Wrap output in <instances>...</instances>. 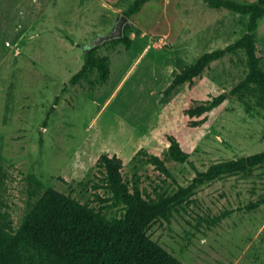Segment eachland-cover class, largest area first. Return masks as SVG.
<instances>
[{
  "label": "rangeland",
  "instance_id": "obj_1",
  "mask_svg": "<svg viewBox=\"0 0 264 264\" xmlns=\"http://www.w3.org/2000/svg\"><path fill=\"white\" fill-rule=\"evenodd\" d=\"M130 2L0 0V153L10 175L6 199L15 225L31 201L28 176L81 202L110 204L94 198L95 164L104 152L119 153L130 185L138 178L144 194L155 197L195 175L187 161L167 154V134L179 140L199 170L264 149V111L256 87L229 95L200 125H189L184 113L193 99L228 91L244 77L242 51L211 62L192 86L180 84L163 96L180 68L176 59L182 67L235 41L247 29L248 14L204 0H150L127 24L130 48L122 42L97 44L98 53L110 59L106 82L70 83L86 49L113 29ZM258 22L257 54L264 67V17ZM96 76L94 71L89 79ZM137 145L163 158L172 176L144 154L133 158L140 147L132 155L129 148ZM263 187L264 164L205 182L193 202L174 211L170 221H154L148 233L186 264H264V203L244 208ZM225 209L231 212L220 223L208 225L207 215ZM122 211V204L104 208L108 216Z\"/></svg>",
  "mask_w": 264,
  "mask_h": 264
},
{
  "label": "trees",
  "instance_id": "obj_2",
  "mask_svg": "<svg viewBox=\"0 0 264 264\" xmlns=\"http://www.w3.org/2000/svg\"><path fill=\"white\" fill-rule=\"evenodd\" d=\"M150 0H131L124 14L129 18L139 12ZM209 6L226 8L248 14L247 29L235 41L201 53L193 62L181 67L182 60L176 59L180 67L174 71L170 82L163 90L168 96L177 86L188 83L192 86L195 77L202 76L211 62L224 55L242 51L247 67L246 74L228 91H222L207 99H193L185 108L189 117L188 124H202L206 113L220 105L229 95H242L252 87L258 91L257 104L264 111V67L261 56L257 54L255 29L258 20L264 15V0H204ZM130 25L125 26L124 34L114 38L112 43L122 42L130 48ZM106 42V41H104ZM99 45L89 46L84 53V61L70 77V83L76 84L87 79L91 84L106 82L110 75L108 55L98 53ZM94 71V80L89 76ZM58 97L55 98V103ZM53 109V106L51 107ZM193 117H199L194 119ZM167 154L178 162L187 161L195 175L187 184H177L172 191H163L152 197L144 194L135 178L132 185L123 176L122 157L117 153H101L96 161L99 173L93 183L94 198L110 204L91 205L81 202L70 193H65L53 186L43 188L40 181L28 176V208L15 225L6 199L9 171L3 163L0 153V264H186L172 252L152 239L149 226L158 219L170 221L174 211L185 208L194 201L197 188L205 183L225 175L249 171L264 164V149L237 158L218 160L199 170L189 159L190 153L183 149L179 140L167 134ZM144 154L145 160L154 165L165 176H172L163 158L140 147L132 156ZM104 189V195L97 189ZM264 203V187L261 195L244 205L252 210ZM123 205L120 215L108 216L104 208L109 205ZM231 210L225 209L204 219L208 225L220 223Z\"/></svg>",
  "mask_w": 264,
  "mask_h": 264
},
{
  "label": "water",
  "instance_id": "obj_3",
  "mask_svg": "<svg viewBox=\"0 0 264 264\" xmlns=\"http://www.w3.org/2000/svg\"><path fill=\"white\" fill-rule=\"evenodd\" d=\"M130 22V18L122 13L117 21L115 22L113 29L105 34H101L95 41L94 45H97L101 42L111 40L114 38L121 37L124 34L125 26Z\"/></svg>",
  "mask_w": 264,
  "mask_h": 264
},
{
  "label": "crops",
  "instance_id": "obj_4",
  "mask_svg": "<svg viewBox=\"0 0 264 264\" xmlns=\"http://www.w3.org/2000/svg\"><path fill=\"white\" fill-rule=\"evenodd\" d=\"M240 1H242V0H240ZM262 17H264V15H263ZM262 17H261V18H262ZM259 19H260V18H259ZM258 25H259V22H258ZM258 25H257V27H258ZM257 27H256V28H257ZM255 30H256V29H255ZM137 147H140V146L137 145V146H134V147H132V148H129V150H130V152H131V153H130L131 155L136 151V148H137ZM114 153H115V152H114ZM117 154L119 155V153H117ZM119 156H120V155H119Z\"/></svg>",
  "mask_w": 264,
  "mask_h": 264
}]
</instances>
